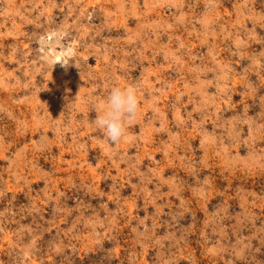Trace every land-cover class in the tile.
Returning <instances> with one entry per match:
<instances>
[{
  "label": "rangeland",
  "instance_id": "rangeland-1",
  "mask_svg": "<svg viewBox=\"0 0 264 264\" xmlns=\"http://www.w3.org/2000/svg\"><path fill=\"white\" fill-rule=\"evenodd\" d=\"M0 264H264V0H0Z\"/></svg>",
  "mask_w": 264,
  "mask_h": 264
},
{
  "label": "clouds",
  "instance_id": "clouds-1",
  "mask_svg": "<svg viewBox=\"0 0 264 264\" xmlns=\"http://www.w3.org/2000/svg\"><path fill=\"white\" fill-rule=\"evenodd\" d=\"M69 63H62L65 68ZM139 101L134 86H112L104 99L101 111L93 121L110 143H118L126 134V125L137 116Z\"/></svg>",
  "mask_w": 264,
  "mask_h": 264
}]
</instances>
